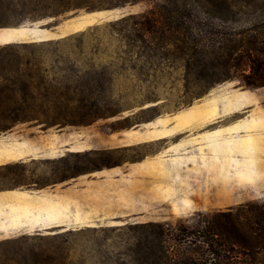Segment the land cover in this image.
Wrapping results in <instances>:
<instances>
[{
  "label": "rangeland",
  "instance_id": "1",
  "mask_svg": "<svg viewBox=\"0 0 264 264\" xmlns=\"http://www.w3.org/2000/svg\"><path fill=\"white\" fill-rule=\"evenodd\" d=\"M160 1L0 0V103L18 106L0 107V264H144L148 222L264 202V85L201 87L213 53L135 27ZM189 1L203 42L264 18V0Z\"/></svg>",
  "mask_w": 264,
  "mask_h": 264
},
{
  "label": "trees",
  "instance_id": "2",
  "mask_svg": "<svg viewBox=\"0 0 264 264\" xmlns=\"http://www.w3.org/2000/svg\"><path fill=\"white\" fill-rule=\"evenodd\" d=\"M50 13L57 14L83 5V0H50ZM122 3L128 0H119ZM130 1V0H129ZM206 7V5H202ZM255 7L264 11V2ZM199 8V10H198ZM200 6L189 0H161L135 21L139 35H154L159 47L174 46L189 58L193 54H214L209 78L201 87L238 78L251 87L264 85V18L249 21L217 39L203 38L209 32L197 14ZM204 11V10H202ZM208 11V9L206 10ZM205 12V11H204ZM129 17H122L125 20ZM139 21V22H138ZM137 23L139 26H137ZM133 29V26L131 27ZM0 103L3 108H16ZM11 121L19 119L14 114ZM46 124L71 123L66 116H47ZM194 224L172 225L148 222L149 229L137 240L144 264H264V202L246 201L234 208L197 213Z\"/></svg>",
  "mask_w": 264,
  "mask_h": 264
},
{
  "label": "crops",
  "instance_id": "3",
  "mask_svg": "<svg viewBox=\"0 0 264 264\" xmlns=\"http://www.w3.org/2000/svg\"><path fill=\"white\" fill-rule=\"evenodd\" d=\"M64 192H65V194H66L68 191H67V190H65ZM66 195H67V194H66ZM78 197H80V198H81V197H82V194H81V193H80V194H78Z\"/></svg>",
  "mask_w": 264,
  "mask_h": 264
}]
</instances>
